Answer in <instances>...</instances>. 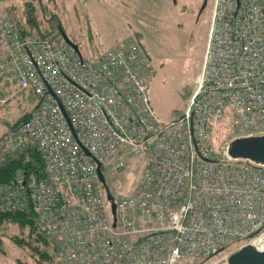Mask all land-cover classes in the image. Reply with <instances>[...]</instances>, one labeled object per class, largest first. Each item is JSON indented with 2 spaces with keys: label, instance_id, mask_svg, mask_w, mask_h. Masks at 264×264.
<instances>
[{
  "label": "built area",
  "instance_id": "built-area-1",
  "mask_svg": "<svg viewBox=\"0 0 264 264\" xmlns=\"http://www.w3.org/2000/svg\"><path fill=\"white\" fill-rule=\"evenodd\" d=\"M154 71L133 38L84 57L62 35H28L0 6V82L19 86L0 88V111L24 89L39 95L1 141L32 144L45 161L43 175L19 169L0 184V211L36 213L62 264H216L226 245L264 233V164L232 158L228 143L222 156L214 140L226 118L234 136L264 133V0H214L202 70L176 118L154 111ZM129 154L144 170L114 214L98 162L119 170Z\"/></svg>",
  "mask_w": 264,
  "mask_h": 264
},
{
  "label": "rangeland",
  "instance_id": "rangeland-1",
  "mask_svg": "<svg viewBox=\"0 0 264 264\" xmlns=\"http://www.w3.org/2000/svg\"><path fill=\"white\" fill-rule=\"evenodd\" d=\"M213 4L214 0H0V6L13 7L16 17L28 20V35H55L63 29L84 57L98 55L130 38L142 43L155 68L149 90L152 106L163 119L178 117L189 103L202 70ZM0 88L12 92L19 86L0 82ZM38 101L36 92L24 89L3 104L0 138ZM234 134L231 120L222 119L214 139L220 155ZM6 148L0 140L1 155ZM124 158L125 165L119 170L110 164L103 166L114 196L132 193L144 170L141 157L129 154ZM108 205L111 206L110 201ZM20 232L15 223L0 227V264H62L50 248L51 256L45 257L30 244H17L14 239ZM261 237L254 241L262 242ZM200 261L187 259L179 264Z\"/></svg>",
  "mask_w": 264,
  "mask_h": 264
},
{
  "label": "trees",
  "instance_id": "trees-1",
  "mask_svg": "<svg viewBox=\"0 0 264 264\" xmlns=\"http://www.w3.org/2000/svg\"><path fill=\"white\" fill-rule=\"evenodd\" d=\"M16 18L20 25V28L24 32L28 33L25 27V23L28 20L23 21L18 17ZM53 35L54 34L52 35L44 34L42 37L53 36ZM55 35H61V32L59 31V33ZM140 44L144 47L142 43ZM30 113L31 112L25 113L21 117V119L15 122V124L12 126L22 123L24 120H26L29 117ZM19 169H22L28 173L32 171H39L43 175L45 171V161L42 156V153L37 149L36 146L29 144L24 146L23 148L16 150L7 149L3 152L2 155H0V184L11 182L14 179L15 174ZM4 223H15L21 228L22 232H20L14 239L17 244L22 246H26L30 244L35 249H37L38 253L42 252V255L45 257L51 256L49 252V248H50V250H52L53 254L55 255L56 251L53 242L51 239L46 237L45 234L41 231L38 216L36 213L31 211H7V212L0 211V227ZM239 245L240 243L238 241L231 242L230 244L222 248L217 255L235 249ZM187 259L188 258H183L181 261H186ZM199 260H201L200 264L202 263L205 264L210 260V258H204V259L202 258Z\"/></svg>",
  "mask_w": 264,
  "mask_h": 264
},
{
  "label": "water",
  "instance_id": "water-1",
  "mask_svg": "<svg viewBox=\"0 0 264 264\" xmlns=\"http://www.w3.org/2000/svg\"><path fill=\"white\" fill-rule=\"evenodd\" d=\"M61 35L81 54V50L73 40H71L66 32L61 29ZM228 154L232 158L249 159L257 163L264 164V133L254 135H242L233 137L227 148ZM98 170L100 177L107 187L108 198L112 202V211L116 212L115 197L110 191L105 175L98 162ZM116 219V218H115ZM264 264V242H248L233 250L227 258L222 259L216 264Z\"/></svg>",
  "mask_w": 264,
  "mask_h": 264
},
{
  "label": "bare ground",
  "instance_id": "bare-ground-1",
  "mask_svg": "<svg viewBox=\"0 0 264 264\" xmlns=\"http://www.w3.org/2000/svg\"><path fill=\"white\" fill-rule=\"evenodd\" d=\"M260 236H262L261 239H262V242H264V233H263L262 235H260ZM260 236H259V237H260ZM259 237H258V238H259ZM256 239H257V238H256Z\"/></svg>",
  "mask_w": 264,
  "mask_h": 264
}]
</instances>
